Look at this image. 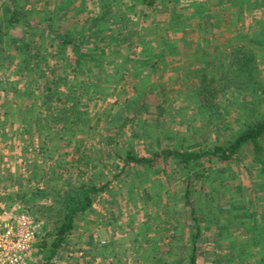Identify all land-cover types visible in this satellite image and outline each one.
Returning a JSON list of instances; mask_svg holds the SVG:
<instances>
[{
	"label": "rangeland",
	"instance_id": "374dc122",
	"mask_svg": "<svg viewBox=\"0 0 264 264\" xmlns=\"http://www.w3.org/2000/svg\"><path fill=\"white\" fill-rule=\"evenodd\" d=\"M15 1L31 18L27 34L40 52L33 71L17 73L11 40L22 32L5 27L9 0H0V129L9 128L0 135V213L19 202L40 224L23 264H43L49 256L39 244L60 224L67 196L81 183L105 182L48 264H188L191 206L200 226L196 264H264V137L261 161L249 148L225 162L205 156L189 171L164 156L150 166L124 159L127 151L150 158L163 150H199L264 117V61L258 67L263 86L254 93L221 91L208 106L193 94L202 74L219 87V61L226 63L229 47L258 30L264 0H249V16L237 15L232 26L226 17L213 35L202 30L205 41L193 43V52L187 44L177 57H158L151 66L147 57L133 63L141 47L167 51L164 39L159 47L162 35L158 42L147 37L148 8L136 18L113 0ZM102 3L113 4L116 16L108 22L116 25L96 27ZM50 16L53 30L69 29L87 56L69 49L58 58L54 35L33 31L36 19ZM48 81L56 89L42 101L38 94Z\"/></svg>",
	"mask_w": 264,
	"mask_h": 264
},
{
	"label": "trees",
	"instance_id": "16d2710c",
	"mask_svg": "<svg viewBox=\"0 0 264 264\" xmlns=\"http://www.w3.org/2000/svg\"><path fill=\"white\" fill-rule=\"evenodd\" d=\"M142 2L148 6L152 4L149 0H142ZM101 5L104 13L98 18V23L95 24L96 27H104L108 22L109 17L112 19L114 18L110 12L108 13L109 6L104 3ZM5 11L7 14L5 27H7V29H19L22 32L21 37L12 38L11 40L16 50V54L14 55L12 61L18 63L17 73L22 75L25 71H30L31 69L33 71L34 68L32 63L37 62L40 56L38 48L34 47L32 38L29 34H27L32 25L31 18L26 15L27 10L24 6L20 5L15 0H9V5ZM39 19L34 21V27L38 28H35L36 30L33 31L39 33L43 32L44 34L47 30L48 34L51 36L54 35L52 38L54 40L56 54L60 55L58 58H65L66 53H69L70 50L73 49L74 51H77V54L81 55L80 57L85 55L87 56L85 52L81 51V42L73 38V33L69 29H67L66 32L59 33L58 29L53 30V19L51 16L44 19L45 22L48 20V25H43L44 20L42 21L41 18ZM138 43L143 46L145 45L143 39H139ZM165 47L170 54H174L176 52L174 44H170L168 42L165 44ZM229 49L230 51L227 62L223 63L219 61V67L221 68L219 74V87H211L210 84L214 81V77L207 78V75L202 74L200 85L198 87L196 86L195 90H193L194 96L200 100L201 104L208 106V103L212 100L211 98L221 91L235 90L241 94L248 92L254 93V91L261 89L263 86V82H261L260 78H258V76L260 77V75H258L260 73L258 67L259 62L264 61V20L260 23L258 30L253 34V36L244 37L243 40L237 42L233 46H230ZM139 51L141 55L146 53L148 54L146 48L141 47ZM82 63L83 61L79 60L78 64ZM53 83V81H48L46 85H43L44 90L38 94V98L43 99L42 101H48L51 99L53 89H56L52 88L51 85ZM73 123L76 124L77 122ZM263 137L264 117L256 115L252 117L251 120H246L242 123L237 131L232 134L231 138L224 139L222 142H213L210 146H203L199 150H163L160 153L152 154L150 158L137 156L132 151H127L124 159L126 164L134 163L141 166H150L156 157L164 156L165 158H172L174 162L180 165L183 169L189 171L191 166L200 165L205 156L225 162L237 158L242 149L249 148L254 156V159L261 161L260 155L263 152V144L261 140ZM106 183L107 182L101 186L81 183L77 189L73 190L67 196V203L60 224L53 227L51 232L47 233V235L51 237L49 241L43 240L39 244L40 250L45 248L50 253L43 261V264H48L51 257L57 253L59 247L64 244V238L73 229V224L78 216V213L83 212L91 205L93 197L100 190L105 188L107 185ZM194 210L195 209L191 206L192 225L195 233L192 236L191 254L188 258V264H196V242L198 241L200 235L199 221L194 214Z\"/></svg>",
	"mask_w": 264,
	"mask_h": 264
},
{
	"label": "crops",
	"instance_id": "0c3cea01",
	"mask_svg": "<svg viewBox=\"0 0 264 264\" xmlns=\"http://www.w3.org/2000/svg\"><path fill=\"white\" fill-rule=\"evenodd\" d=\"M130 1L131 0H113V4L114 2H121V4L124 3V8H126V10L133 9L134 13L136 14V18L137 14L142 11L143 8H148L150 15L146 14V17H149L148 29H150L151 32L147 34V37H150L154 42H158L156 38L162 35L159 47H161V44H163V39L165 40L164 42H166V44L168 40L170 44H174L176 47V52L174 54L164 51L162 55L159 53H148L147 55H141L140 51L137 50L139 52L136 51L137 53L135 56L137 57L134 58L133 63L137 62L135 60H137L136 58L138 57L139 59H146L147 57L151 61L150 66L155 65L154 63L158 57H177L180 55L179 50L184 49L187 44H190L191 51L193 52V50H195V45L193 43L197 44L201 38L202 40L204 38L202 36L203 34L201 35L200 32L205 29L208 33L213 35L214 31L212 30V27H220V25H222V18L225 19L227 17V22L230 23V26H232V21L237 15L241 18L246 16L248 17L251 12L247 9V3L249 0H149L152 2L150 6L142 2V0H132V2H134L132 5L129 4ZM113 4H110L111 7L108 11L115 17L116 14L112 12ZM257 13L259 14L260 12L254 13L252 23L254 22L253 19L257 18ZM111 24L116 25L117 22H107L104 27H109ZM226 26L225 28L223 27L224 29L222 30L219 28V31L222 32L226 30ZM239 26L243 27L244 23L234 25L231 27L233 28L232 31H237ZM139 35L142 36L141 34ZM202 40L200 42L205 41ZM178 65L181 66L182 63L180 62ZM8 130L9 128L7 127V124L4 123L2 129H0V135L8 132ZM4 151L0 152V157H2Z\"/></svg>",
	"mask_w": 264,
	"mask_h": 264
},
{
	"label": "built area",
	"instance_id": "2783aa9c",
	"mask_svg": "<svg viewBox=\"0 0 264 264\" xmlns=\"http://www.w3.org/2000/svg\"><path fill=\"white\" fill-rule=\"evenodd\" d=\"M1 210L0 264H23L36 244L40 224L19 202Z\"/></svg>",
	"mask_w": 264,
	"mask_h": 264
}]
</instances>
